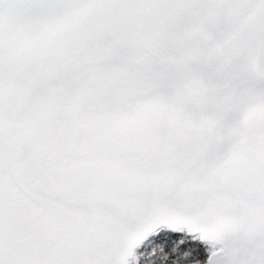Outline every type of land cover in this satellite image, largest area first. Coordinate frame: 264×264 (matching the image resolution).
Listing matches in <instances>:
<instances>
[{"label": "snow or ice", "instance_id": "1", "mask_svg": "<svg viewBox=\"0 0 264 264\" xmlns=\"http://www.w3.org/2000/svg\"><path fill=\"white\" fill-rule=\"evenodd\" d=\"M0 264H264V0H0Z\"/></svg>", "mask_w": 264, "mask_h": 264}]
</instances>
